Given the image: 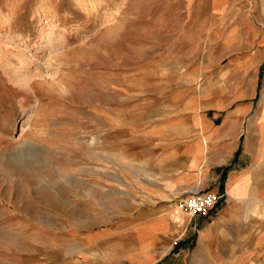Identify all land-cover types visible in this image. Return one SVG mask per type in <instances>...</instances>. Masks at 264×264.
<instances>
[{
    "label": "rangeland",
    "instance_id": "374dc122",
    "mask_svg": "<svg viewBox=\"0 0 264 264\" xmlns=\"http://www.w3.org/2000/svg\"><path fill=\"white\" fill-rule=\"evenodd\" d=\"M216 9L214 0H0V248L18 240L12 215L62 224L129 193L110 183L112 161L127 158L114 143L151 124L185 80L205 89L221 68L214 33L230 23Z\"/></svg>",
    "mask_w": 264,
    "mask_h": 264
},
{
    "label": "crops",
    "instance_id": "0c3cea01",
    "mask_svg": "<svg viewBox=\"0 0 264 264\" xmlns=\"http://www.w3.org/2000/svg\"><path fill=\"white\" fill-rule=\"evenodd\" d=\"M214 5L230 23L214 33L221 68L205 89L185 80L114 143L127 158L112 161L110 183L129 193L62 224L12 215L18 240L0 264H264V0ZM207 190L224 195L207 215L180 208Z\"/></svg>",
    "mask_w": 264,
    "mask_h": 264
},
{
    "label": "built area",
    "instance_id": "2783aa9c",
    "mask_svg": "<svg viewBox=\"0 0 264 264\" xmlns=\"http://www.w3.org/2000/svg\"><path fill=\"white\" fill-rule=\"evenodd\" d=\"M223 194L207 190L194 191L179 198V206L190 216L207 215L210 210L221 201Z\"/></svg>",
    "mask_w": 264,
    "mask_h": 264
},
{
    "label": "bare ground",
    "instance_id": "6f19581e",
    "mask_svg": "<svg viewBox=\"0 0 264 264\" xmlns=\"http://www.w3.org/2000/svg\"><path fill=\"white\" fill-rule=\"evenodd\" d=\"M24 145V144H23ZM23 145L20 144V148H16V149H13L12 150V154H11V157L13 160H16L19 156V152L21 150V152L24 150L22 147ZM7 150V149H6ZM6 150H3L2 153L5 154ZM9 151V150H8ZM2 153H0V158H2ZM25 165V164H24Z\"/></svg>",
    "mask_w": 264,
    "mask_h": 264
}]
</instances>
